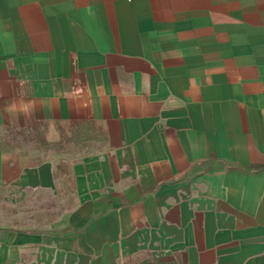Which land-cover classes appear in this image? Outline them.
Listing matches in <instances>:
<instances>
[{
	"label": "crops",
	"instance_id": "obj_1",
	"mask_svg": "<svg viewBox=\"0 0 264 264\" xmlns=\"http://www.w3.org/2000/svg\"><path fill=\"white\" fill-rule=\"evenodd\" d=\"M0 264H264V0H0Z\"/></svg>",
	"mask_w": 264,
	"mask_h": 264
}]
</instances>
